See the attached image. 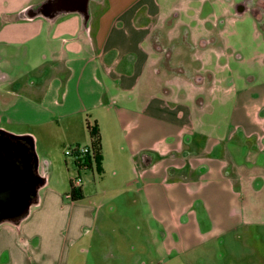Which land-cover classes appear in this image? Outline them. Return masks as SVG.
<instances>
[{"label": "crops", "instance_id": "1", "mask_svg": "<svg viewBox=\"0 0 264 264\" xmlns=\"http://www.w3.org/2000/svg\"><path fill=\"white\" fill-rule=\"evenodd\" d=\"M49 1L0 0V132L31 134L38 145V135L67 131L93 148L87 123L96 125L103 171L110 158L118 176L128 161L123 183L149 202L168 247L189 250L242 225L247 187L264 191V82L252 77L235 90L208 63L212 39L190 28L211 0H89L88 20L48 15ZM183 26L184 43L176 40ZM191 43L203 60L196 72L173 60L192 54L178 48ZM53 161L46 172L38 162L45 182L28 214L0 223L5 264H51L54 240L64 247L71 229L76 240L87 225L85 205L52 184Z\"/></svg>", "mask_w": 264, "mask_h": 264}, {"label": "rangeland", "instance_id": "2", "mask_svg": "<svg viewBox=\"0 0 264 264\" xmlns=\"http://www.w3.org/2000/svg\"><path fill=\"white\" fill-rule=\"evenodd\" d=\"M200 1L193 0V4L201 6ZM256 2L211 0L208 4L212 7H194L200 11L197 16L191 15L197 19L190 28L192 32L197 31L203 38L212 39L206 49L208 63L214 70L219 68V77L224 81L234 82L235 90L250 86L252 83L249 85L248 80L252 77V82H264V17L258 19L255 15ZM243 3L247 6L245 12H241ZM179 12L178 19H185V13ZM200 19L207 21L202 23ZM181 31V38L176 37L180 42L183 35H187L184 26ZM168 43L165 41V45ZM194 44L193 50L180 44L178 48L183 50V55L190 51L192 54L182 58L176 54L174 64L183 60L189 70L195 71L203 60L197 61L196 49L199 48ZM7 65L11 67V63ZM23 76L28 75L23 73ZM73 137L67 131H55L38 135V145L36 141L40 168L45 170L44 161L54 159L53 183H50H60L67 194L71 181L76 183L81 177L85 198L76 202L85 205L88 211L87 225L76 231V236H80L78 239L73 240L71 229L66 246L59 245L58 239L54 240L51 264H264V191L254 194L247 187L244 223L228 230L221 238L202 241L189 250H183L177 244L168 247L164 240L169 233L155 219L149 202L144 196L135 194L136 186L130 188L123 183L129 178L128 161L122 162L118 176L114 174L112 162H108L110 158L101 174L97 170H79L74 158L66 155V150L75 145L70 141ZM64 196L66 201L70 200ZM68 232V228H64L59 231V236L66 238ZM173 241H177V235ZM3 257L0 263L5 264L6 256Z\"/></svg>", "mask_w": 264, "mask_h": 264}, {"label": "water", "instance_id": "3", "mask_svg": "<svg viewBox=\"0 0 264 264\" xmlns=\"http://www.w3.org/2000/svg\"><path fill=\"white\" fill-rule=\"evenodd\" d=\"M88 3L89 0H51L42 11L52 16L59 11L80 12L88 20ZM35 169L38 164L33 166L24 145L9 137H0V221L18 223L37 202L34 199L38 185Z\"/></svg>", "mask_w": 264, "mask_h": 264}, {"label": "trees", "instance_id": "4", "mask_svg": "<svg viewBox=\"0 0 264 264\" xmlns=\"http://www.w3.org/2000/svg\"><path fill=\"white\" fill-rule=\"evenodd\" d=\"M88 132L90 133L91 137L94 139L93 142V152L89 151L85 153V155L80 159V163H78V167L82 169H93L94 163L96 164V170L99 173L103 172L102 167V153H101V139L98 127L96 125L91 126L89 123H87ZM9 134L3 132H0V137H7ZM10 137L15 141L16 143H20L25 146L26 152L29 154L31 158V162L34 167L38 164V154L36 151V139L31 134H25V135H10ZM79 146V145H74ZM20 158L21 156H18ZM36 176L38 179V185H37V193L34 196V199L37 201L39 199L38 189L42 186V184L45 182V178L40 176L37 173V170L35 169ZM70 198L74 201L81 200L84 198V194L81 187H76L74 185V182H71V192H70ZM3 222L0 221V223Z\"/></svg>", "mask_w": 264, "mask_h": 264}, {"label": "built area", "instance_id": "5", "mask_svg": "<svg viewBox=\"0 0 264 264\" xmlns=\"http://www.w3.org/2000/svg\"><path fill=\"white\" fill-rule=\"evenodd\" d=\"M93 152V148L91 147H87V146H73L70 149L66 150V155L68 156H72L75 160V164L76 166L78 165V163H80V159H82V157L85 155V153L87 152ZM78 167V166H77ZM82 184V179L81 177L76 179V183L74 182V185L76 187H80ZM68 197L70 198V194L68 195Z\"/></svg>", "mask_w": 264, "mask_h": 264}, {"label": "flooded vegetation", "instance_id": "6", "mask_svg": "<svg viewBox=\"0 0 264 264\" xmlns=\"http://www.w3.org/2000/svg\"><path fill=\"white\" fill-rule=\"evenodd\" d=\"M246 10H247L246 3H243L241 5V12H245ZM253 10L256 13L255 15L258 16L257 18L262 19V17H264V0H257ZM263 27H264V23H263ZM183 37H184L183 39V43H184L186 39V35H184Z\"/></svg>", "mask_w": 264, "mask_h": 264}]
</instances>
